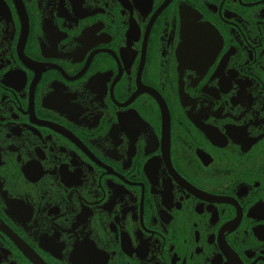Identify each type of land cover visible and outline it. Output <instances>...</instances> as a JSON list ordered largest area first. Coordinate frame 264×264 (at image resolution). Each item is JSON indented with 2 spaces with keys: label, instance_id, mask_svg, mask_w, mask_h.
I'll use <instances>...</instances> for the list:
<instances>
[{
  "label": "flooded vegetation",
  "instance_id": "flooded-vegetation-1",
  "mask_svg": "<svg viewBox=\"0 0 264 264\" xmlns=\"http://www.w3.org/2000/svg\"><path fill=\"white\" fill-rule=\"evenodd\" d=\"M0 264H264V0H0Z\"/></svg>",
  "mask_w": 264,
  "mask_h": 264
}]
</instances>
